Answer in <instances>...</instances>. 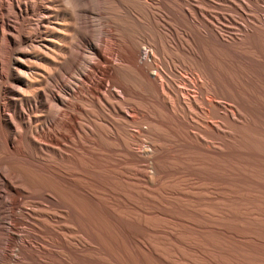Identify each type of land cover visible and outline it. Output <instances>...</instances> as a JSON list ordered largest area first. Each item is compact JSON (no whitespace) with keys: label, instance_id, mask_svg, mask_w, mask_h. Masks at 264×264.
<instances>
[{"label":"bare ground","instance_id":"1","mask_svg":"<svg viewBox=\"0 0 264 264\" xmlns=\"http://www.w3.org/2000/svg\"><path fill=\"white\" fill-rule=\"evenodd\" d=\"M262 4L0 0V264H218L169 220L216 228L190 206L220 196L218 160L220 180L264 189ZM122 164L132 201L115 202ZM241 205L236 217L264 232V201Z\"/></svg>","mask_w":264,"mask_h":264},{"label":"rangeland","instance_id":"2","mask_svg":"<svg viewBox=\"0 0 264 264\" xmlns=\"http://www.w3.org/2000/svg\"><path fill=\"white\" fill-rule=\"evenodd\" d=\"M262 7H263V11L261 12V15H262V18L264 19V4H262ZM262 47L264 49V42L262 43ZM99 77H100L99 73L94 72L93 80H97V79H99ZM129 129H130L131 135H133L134 137L142 138V136H140L138 134L136 128L129 127ZM167 136H169L168 133H167ZM133 148H135V146H133ZM131 149H132V145H131ZM181 152H182V153H180L182 156L181 159H185L186 162H188V164H190V165L193 164L194 166L191 165L192 167H195V168L198 167L199 171H197V172H200L201 169L203 170V165L201 163V159L197 153H195V152L193 153L192 151H187V150H183ZM116 158L123 160V158L121 156H117ZM198 159H200V160L198 161ZM181 161L182 160H176V163L182 165ZM240 164L241 163H237V166L242 167V166H240ZM219 165L226 166V162H222V161L218 160L214 163L213 175L215 174V176H213V179L211 181V186H214L213 191L216 192L217 194H219L220 196L212 198L205 205L191 203V206H190L192 210L203 215L204 218H206L208 221H214V225L216 228L212 229V228H209L208 226L206 228H200L194 224H190V223L186 224L184 222H178L175 220H169V223H171L170 226L172 225L171 227L174 228L175 230H177L178 235H179V231L183 227H187V228L189 227L188 230L184 229L185 234L182 233L183 235L187 234L186 241L188 243H191V245L198 247L199 250H201L207 256H210L211 259H213V260L220 259L222 262L218 261V264H254L257 262H258V264H264V260L256 261V256L260 255V256L264 257V246L261 245L258 240H256V237L258 238L257 235H260V238L264 239V232L259 229L260 227H257V226L252 227L248 221H246L244 219L242 220V219H239L238 217H236V215H238V214H241V215L246 214L245 213L246 210L243 208V205H241V203H247L249 201H253V202L255 201V202L259 203L261 201H264V189L258 187L257 184L249 182L248 180H245V179L238 180L239 182H233V181H227V180L225 181V179L220 180L217 173L218 174L223 173V170L219 169ZM127 167H129V166H127V165L125 166V164L124 165L122 164L121 166L118 167L119 173L123 174V176H122V178H120L118 180L119 185H120V189L118 190L119 193L114 195V197H113L115 202L132 201V183H131L132 179L129 178L130 176H132V174H131L132 170H128ZM199 167H201V168H199ZM240 169H243V168H240ZM174 180L175 181L167 182V181H169V178L163 177L161 179V183H163V184H175L177 187L183 188L184 185L189 182V177L184 176V177H181L180 179L176 178ZM195 183L197 185L205 186V184H207L208 182L205 179H198V180H195ZM227 185H229V187H227ZM227 188H229V189H227ZM250 188L256 189V191H254L255 193H258V195L256 197L253 198L251 196L250 193L252 191L250 192ZM221 194L224 196L223 198H222ZM0 195H1V197L4 196L3 189L0 190ZM168 195H171V196H168ZM243 195H245V196H243ZM116 196H118V197H116ZM164 196L167 197V198H165L166 201L171 202V203H173L175 201L176 202H186V203L191 202V201H188L189 199H185V201H183L178 196H176L175 194H164ZM242 197H244V198H242ZM5 198L7 200V196L4 197V199ZM175 199H177V200H175ZM245 200H247V201L245 202ZM225 202H227V203H225ZM229 202H231V203H229ZM220 206H224L223 209H221ZM232 207H234V208H232ZM214 208H216V209H214ZM170 209H174L175 213L179 214L180 217L182 216V218H184V219H190L191 221H192V219L194 221H196L195 219H197L195 217L196 216L195 214L190 213L188 211L179 210L178 207H176V209L170 207ZM100 212H101V214H100L101 219L107 225V223H106L107 222V215H106L105 211L101 210ZM220 212H222V213H220ZM126 216L132 218V210L128 211L126 213ZM215 216H218V217H215ZM199 221H203V219L199 218ZM216 224H218V225H216ZM23 226H22V228L21 227L20 228L23 230L32 232V230L29 229L26 225L24 227H26L28 230L26 228H24ZM130 226L132 227V223L130 224ZM254 228H258V229H254ZM8 230L10 231L9 226H8V224H5V226H3V232L8 233L9 232ZM246 231L248 232V234H250V237L242 238L241 234H243ZM250 231H253V232H250ZM182 234H180V235L182 236ZM2 237L5 238V236H2ZM30 244L34 248H40V245L37 242H31ZM211 244H215L216 247L215 248L211 247ZM207 246H209V247H207ZM219 249L226 250L228 252V254H224V253L219 252L218 251ZM181 250L186 251L184 248H181ZM235 254H238V255H235ZM194 259L198 263H201V264L203 263L202 258L200 256H197V257L194 256ZM104 261H105V259H104ZM150 261H152L151 263H153V264H164L158 260L154 261V259H152V258H150Z\"/></svg>","mask_w":264,"mask_h":264}]
</instances>
